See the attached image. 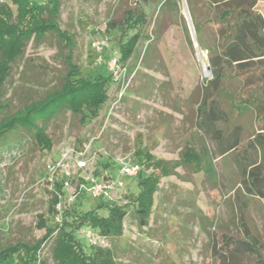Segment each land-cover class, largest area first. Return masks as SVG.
Masks as SVG:
<instances>
[{"label":"rangeland","instance_id":"obj_1","mask_svg":"<svg viewBox=\"0 0 264 264\" xmlns=\"http://www.w3.org/2000/svg\"><path fill=\"white\" fill-rule=\"evenodd\" d=\"M63 1L62 22L75 42V59L89 67L93 75L98 72L109 75V72L104 64L92 61L91 41L107 35L111 49L118 51L121 31L118 28L109 31V22L121 19L130 8L146 13L143 36L135 55L128 61L135 74L119 102L116 85L111 84L109 99L96 119L82 123L79 115L65 110L48 121L46 131L53 143L50 150L35 142L32 133L8 136V140L15 139L0 149V248L45 235L46 228L40 229L38 224L43 218L47 226H52L46 167L66 148L89 142L92 151L102 148L103 152L98 153L88 171L99 177L118 178L117 188L109 197H93L89 184L84 183L76 170L69 191L77 196L74 205L84 212L104 205L99 212L106 215V206L110 204L127 209L122 236L107 238L96 231L100 245L113 251L117 264H214L210 254L212 237L224 231L244 234L239 229L242 201L247 204L250 225L263 229L264 198L246 196L240 191L235 153L216 155L213 143L195 123L197 106L210 76L205 74L208 53L195 46L198 41L196 33V40L193 38L195 28L188 0H172L168 8H162L164 0ZM192 1L196 15L203 16L202 0ZM258 9L264 16V0H259ZM182 16L194 48L184 31ZM135 29L129 30L128 35L135 33ZM212 29L208 25L204 28L208 40H212ZM149 42L148 66H143L140 58ZM58 52L55 41L40 47L32 42L28 45L5 88L12 110L20 106V100H26L23 96L38 99L61 83L67 64L60 61ZM35 62L49 67L51 82L42 84L45 76ZM13 93L16 97L10 98ZM237 122L243 127L244 143L257 133L264 134L263 123L254 112ZM186 145L197 150L203 168L194 172L178 167L177 174L170 176L156 171L158 183L149 224L142 227L133 204L140 189L138 180L119 176L116 160L132 157L141 163L144 174H149L152 169H145L140 153L149 154L153 161H176ZM87 229L84 226L79 234L85 247L90 245L85 235ZM51 246L52 242L48 241L42 252L46 258L51 257ZM49 263L55 264L51 258Z\"/></svg>","mask_w":264,"mask_h":264},{"label":"trees","instance_id":"obj_2","mask_svg":"<svg viewBox=\"0 0 264 264\" xmlns=\"http://www.w3.org/2000/svg\"><path fill=\"white\" fill-rule=\"evenodd\" d=\"M171 1L164 0L162 8L170 7ZM63 2L0 1V149L10 140H14L12 138L17 133H32L35 142L50 150L53 143L46 131L48 121L68 110L79 115L80 121L85 123L96 119L109 99L108 92L113 83L111 75L103 72L93 75L89 67L75 59V42L62 22ZM188 2L198 45L201 50L207 51V63L212 73L206 80L201 101L197 106V129L211 140L216 155L237 152L241 170L240 191L246 196L264 198V134L257 133L244 143L243 127L237 122V119L254 112L263 123L264 129V16L258 9L259 0H202L203 16L196 15V6L192 0ZM145 22L144 11L130 8L121 19H114L108 24L109 31L116 28L121 31L118 53L121 63L127 66L137 51ZM182 22L187 38L194 48L183 16ZM207 25L213 28L212 40L204 37V28ZM132 29H135V33L128 35ZM54 41L59 47L60 61L67 64L66 73L60 79L61 83L52 86L38 99L32 100L27 95L23 96L26 100H20V106L12 110L11 99H6L5 88L14 66L24 56L31 42L40 47ZM150 43L140 58L143 66H148ZM91 57L92 61L95 60V54ZM35 66L41 67L40 71L46 77L42 84L53 80V77H48V66L41 62ZM25 82L28 84V81ZM14 96L16 94L13 93L10 98ZM8 136L12 138L8 140ZM76 147L81 148L84 145L81 143ZM139 155L145 169H152L151 173L144 174L143 166L137 161L141 170L135 177L140 189L133 204L140 225L145 227L149 224L158 183L155 172L163 176L176 175L178 167L197 172L203 168V163L197 150L188 145L176 161H153L144 152ZM57 159L58 157L53 160ZM44 175H48V167ZM94 175L100 178L99 174ZM66 179L65 176L58 175L49 191L51 198L48 213L52 216V226H47L46 221L41 218L38 227L46 228L45 235L34 241L21 239L0 248V264H37L38 260L40 264H50L49 258L55 264H117L111 249L90 242L89 247H85L79 234L86 226L107 238L122 236L127 209L110 204L106 206V215L99 212L104 205L93 211H81L74 205L75 200L68 202V192L64 187ZM237 197L240 199V194ZM61 200L63 215L62 224L59 225L55 221V214ZM239 208V229L244 234L240 236L224 231L220 236L214 235L210 241V254L214 264H264V228L250 225L245 201L241 202ZM48 241L52 242L51 257L46 258L42 252Z\"/></svg>","mask_w":264,"mask_h":264},{"label":"built area","instance_id":"obj_3","mask_svg":"<svg viewBox=\"0 0 264 264\" xmlns=\"http://www.w3.org/2000/svg\"><path fill=\"white\" fill-rule=\"evenodd\" d=\"M90 47L95 54L96 64H105L113 83L116 85L118 93V102L124 97L134 77V71H131L127 65L121 63L118 51L111 49L110 40L107 35H100L90 43ZM109 52L107 55L106 53ZM106 55L108 58H106ZM92 142H89L84 147H68L62 151L57 160H53L48 165V175L45 177L46 182L50 188L54 184L58 175H63L67 179L64 187L68 192V202L71 203L76 200V194L69 191L71 179H74L76 170L79 171V176L84 183L89 184V191L93 197L110 196L117 188L118 178L96 177L89 172V166L94 164L95 158L102 153L103 149L91 150ZM119 164V176L135 177L141 170L139 162L132 157L124 156L116 160ZM60 199H62L60 195ZM62 203L57 205V212L55 214V221L59 225L62 224ZM89 242L94 245H100L99 235L93 229H87L85 232ZM40 257V255H39ZM37 264H40L38 260Z\"/></svg>","mask_w":264,"mask_h":264},{"label":"water","instance_id":"obj_4","mask_svg":"<svg viewBox=\"0 0 264 264\" xmlns=\"http://www.w3.org/2000/svg\"><path fill=\"white\" fill-rule=\"evenodd\" d=\"M186 9V8H185ZM187 11V17H188V20L189 22L191 23V18L188 16V10L186 9ZM193 38L196 40V37H195V31L193 32ZM195 46L198 47V43H195ZM205 74L206 75H209L210 77L212 76V73H211V68L210 66L207 64V71H205Z\"/></svg>","mask_w":264,"mask_h":264},{"label":"crops","instance_id":"obj_5","mask_svg":"<svg viewBox=\"0 0 264 264\" xmlns=\"http://www.w3.org/2000/svg\"><path fill=\"white\" fill-rule=\"evenodd\" d=\"M232 152L235 153V164H236V167H237V169H238V171L240 173V181H241V170L239 168L238 161H237V152L236 151H229V152H227V153H225V154H223L221 156L227 155V154L232 153ZM218 156H220V155H218ZM240 181H239V188H240Z\"/></svg>","mask_w":264,"mask_h":264}]
</instances>
